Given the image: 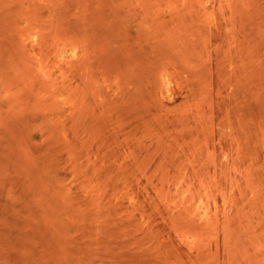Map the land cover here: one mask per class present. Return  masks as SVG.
Segmentation results:
<instances>
[{
	"label": "rangeland",
	"instance_id": "rangeland-1",
	"mask_svg": "<svg viewBox=\"0 0 264 264\" xmlns=\"http://www.w3.org/2000/svg\"><path fill=\"white\" fill-rule=\"evenodd\" d=\"M0 264H264V0H0Z\"/></svg>",
	"mask_w": 264,
	"mask_h": 264
}]
</instances>
